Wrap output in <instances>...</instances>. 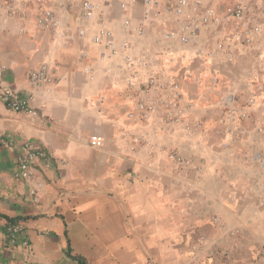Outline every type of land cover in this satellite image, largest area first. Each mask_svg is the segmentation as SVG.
<instances>
[{
  "label": "crops",
  "instance_id": "crops-1",
  "mask_svg": "<svg viewBox=\"0 0 264 264\" xmlns=\"http://www.w3.org/2000/svg\"><path fill=\"white\" fill-rule=\"evenodd\" d=\"M29 1L22 16L8 18L0 0V264H224L228 252L236 264L248 256L264 264L252 231L254 212L264 215V11L250 19L262 26L255 45L230 61L218 50L229 26L205 28L188 45L165 39L178 25L164 14L170 0L155 19L146 18L143 2L128 14L116 5L82 18L78 9L57 8L67 0ZM241 1L257 4L227 0ZM40 4L56 11L73 40L37 29ZM126 19L142 25L144 37L124 27ZM103 24L116 44L132 47L110 57L92 41ZM127 56L150 61L140 70L144 80L158 72L178 83V124L129 119L135 103L121 92L130 73L119 71ZM42 64L54 84L36 88L28 73ZM5 89L29 98L36 114L8 109ZM244 112L249 117L240 119ZM94 135L102 148L90 145ZM27 142L54 156L31 181L18 176ZM16 224L21 231L11 229Z\"/></svg>",
  "mask_w": 264,
  "mask_h": 264
},
{
  "label": "built area",
  "instance_id": "built-area-1",
  "mask_svg": "<svg viewBox=\"0 0 264 264\" xmlns=\"http://www.w3.org/2000/svg\"><path fill=\"white\" fill-rule=\"evenodd\" d=\"M43 1V0H41ZM216 5H203L196 0H170L165 5L164 14L173 18L177 22V30L165 34V39L170 42L179 41L183 45H188L199 38L205 28H219L229 26V35L226 42L218 43V50L224 52L229 60H236V56L243 55L245 49H250L255 45L256 39L262 34V26L259 23H250L255 13L252 6L245 2L228 4L227 0H215ZM143 2L146 18H158L160 16V6L163 0H67L59 1L57 8L63 11L78 9L82 18H89L95 14H102L105 8L118 6L120 10L128 14L130 7ZM30 8L29 0H7L5 3V13L8 18L22 16L23 11ZM123 26L130 28L137 36L144 37L145 30L142 25L132 27L131 21L126 19ZM36 27L39 30L49 32L53 40L58 42H68L74 39L71 29L64 26L54 9L44 4H40L36 17ZM83 32H81V35ZM93 43L103 45L111 56L124 54L132 44L124 40L119 44L115 43L114 32L108 25H101L98 33L92 39ZM109 56H103V58ZM126 67L120 68V72L129 71V76L125 80V89L121 92L127 98H132L135 103L134 110L128 115L129 119L136 124H149L154 117H159L164 123L178 124L181 121L182 92L177 82L169 79L165 73H152L146 80L142 78L140 70L147 69L150 61L145 58L125 57ZM6 66L0 65V74ZM85 72L90 74V68H85ZM29 81L33 87L42 88L54 84L50 75V68L47 64H42L39 68L28 73ZM1 98L6 107L14 112L25 113L30 116L36 114L31 107L29 98H22L12 89H5ZM136 141H141L144 145H152L147 137L134 135ZM104 139L102 136L94 135L90 138V145L93 148H102ZM172 158L182 162L175 152L171 153ZM54 163L53 154L45 149L36 147L33 143L27 142L22 147V152L18 158V176L31 181L35 177L38 167L49 170ZM186 164H190L186 162ZM216 222L219 220L216 218ZM18 232L22 227L16 224L12 227Z\"/></svg>",
  "mask_w": 264,
  "mask_h": 264
},
{
  "label": "rangeland",
  "instance_id": "rangeland-1",
  "mask_svg": "<svg viewBox=\"0 0 264 264\" xmlns=\"http://www.w3.org/2000/svg\"><path fill=\"white\" fill-rule=\"evenodd\" d=\"M256 1H257V4H256L255 7H254V2L251 3L250 5L252 6V8L255 11V13H257V10H259V9L260 10L258 11V14L260 12L262 13L264 11V0H260L259 3H258V0H256ZM263 15H264V13H263ZM262 100H263L262 106L264 107V97L262 98ZM246 105H248L250 108H252L253 105H254V103H250V104H246ZM248 117H249V115L247 114V112H244V113H242V115L239 116L240 119H247ZM185 163H186V161H185ZM254 213H255V219L256 220L253 219L255 221H253L252 223H255L256 222L255 224L258 225V228H252V231L255 230V229L257 230L256 231L257 232L256 233L257 237L255 238V248L257 250H261L259 252V253H261L262 250H264V215L262 217L261 216L256 217L257 216L256 215L257 212H254ZM252 234H254V232ZM202 240H204V239L203 238L200 239V242L198 243L199 245L205 244V241H202ZM238 246H239L238 240L235 239L234 242H233V244H232V250H231V252H233ZM232 256H234V255L232 253H229L228 252L227 253V256H224V261H225L224 264H236L235 261L233 260V257ZM246 256H248V255L246 254ZM252 260L253 259L249 258V256H248V258H247V264H252L253 263Z\"/></svg>",
  "mask_w": 264,
  "mask_h": 264
},
{
  "label": "trees",
  "instance_id": "trees-1",
  "mask_svg": "<svg viewBox=\"0 0 264 264\" xmlns=\"http://www.w3.org/2000/svg\"><path fill=\"white\" fill-rule=\"evenodd\" d=\"M80 264H85V262L79 261Z\"/></svg>",
  "mask_w": 264,
  "mask_h": 264
}]
</instances>
